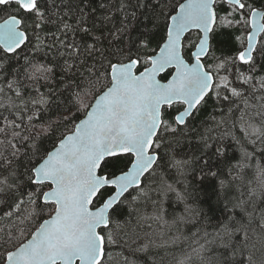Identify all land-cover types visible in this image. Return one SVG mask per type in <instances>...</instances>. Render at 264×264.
<instances>
[{
    "label": "snow or ice",
    "instance_id": "obj_1",
    "mask_svg": "<svg viewBox=\"0 0 264 264\" xmlns=\"http://www.w3.org/2000/svg\"><path fill=\"white\" fill-rule=\"evenodd\" d=\"M217 2L185 0L172 5L176 13L172 15L167 11L168 0H156L165 21L163 43L158 52L150 49L149 38L142 34L139 40H133L126 48H117L109 56H103L99 67L92 65L89 68L91 79L72 84L79 90L73 92L74 99L72 108L67 109L68 115L60 118L67 130L61 133L58 144L35 163L32 156H28L23 172L18 173L14 159H9L4 151H0V161L4 162L0 168L7 172L6 175L0 174V204L12 209L5 215H22L20 224L31 225L37 217L48 213V218L43 219L34 230L18 227L15 233L0 240L2 264H104L108 258V245L116 243L113 236L117 227L113 221L114 214L122 215L126 202L131 204L147 195L142 185L153 174L154 165L158 167V161L162 159L158 150L165 140L164 134H176L178 131L165 119L166 108L175 103L186 107L175 115L174 123L186 125L188 118L194 117L195 112L209 103L213 94L217 99L230 103L239 101L236 107L243 105L239 116L242 131L246 136H254L264 142V104L259 106L260 110L254 116H250L248 97L243 88L233 86L228 75L220 76L222 70L227 72L231 66L235 68L234 80L241 85H249L253 90L264 91V77L260 78L258 87L253 83L257 63L264 62V41L260 42L259 48L256 47L257 36L264 34V11L251 8L247 0H226L239 16L224 21L218 18ZM0 6V11L13 6L0 22V53L5 57L14 54L11 58H16L28 44L33 43L27 34V20L33 18L35 27H40V22L45 20L41 0H0ZM233 23L250 29L247 46L234 56L217 58L218 63L214 67H206L202 58L211 55V42L220 29ZM63 27L72 30L71 25L64 24ZM79 30L85 34L90 31L84 27ZM192 30H198L202 36L194 46L195 51L187 53L192 61L189 62L185 58L183 36ZM35 39L39 41L40 38L37 36ZM96 39L98 43L99 37ZM67 47L72 49L70 54L79 55L81 51L75 44ZM40 48L41 44L36 43L35 50L39 52ZM84 51L92 56L99 49L86 44ZM23 58L24 75L33 83L36 98L28 97L26 100L21 91L23 85L17 79L5 81L4 86H0V108H17L14 115L21 121L17 123L16 119L0 117V136H3L0 147L10 149L13 158L20 152L13 141L30 138L18 131L24 128L23 112L29 110L28 104L47 106L49 103L48 97L35 85L49 82L54 74L51 65L28 56ZM244 66L248 68L247 74L241 70ZM2 67L3 64H0ZM170 69L175 70L174 74ZM61 71L73 72V68L66 65ZM162 73L171 77L167 83L157 78ZM221 89L230 95H222ZM8 92L14 93L24 105L23 109L15 104ZM5 99L7 104L2 102ZM228 112H232L231 106ZM256 116L261 118L259 124L253 123ZM34 119H39L36 112L27 117L29 122ZM69 124L71 128H68ZM31 138L33 141L36 139ZM32 147L35 149L34 143ZM204 149L209 150L200 157L201 171L216 176L213 169L221 163L220 157L225 156L226 151L220 146L212 149L207 139ZM34 155L36 152H33ZM249 156V153H244L245 158ZM183 163L186 162L177 161L176 165L182 166ZM109 167L112 170L104 171ZM256 174L264 186V167L257 165ZM45 188L48 190L44 191ZM167 188L171 189V185ZM178 198L183 199L179 194ZM22 206L30 210L24 214ZM154 219L161 221L163 217L158 215ZM179 222H185V217H178L173 224ZM223 227L230 237L232 230L228 225ZM208 235L205 232L199 238L197 233L185 236L187 250H182L180 257H174L176 264H205L206 245L213 243L207 239ZM179 239L176 237L173 243ZM245 239H248L246 233ZM147 247L144 245L137 251H145ZM232 255H236L235 250ZM248 260L251 261L252 257L249 256ZM125 261L130 264L127 257ZM239 264H244V261H239Z\"/></svg>",
    "mask_w": 264,
    "mask_h": 264
},
{
    "label": "trees",
    "instance_id": "obj_2",
    "mask_svg": "<svg viewBox=\"0 0 264 264\" xmlns=\"http://www.w3.org/2000/svg\"><path fill=\"white\" fill-rule=\"evenodd\" d=\"M182 1L168 0V13L173 14L175 11L172 5H178ZM247 3L251 8H264V0H247ZM12 7L8 6L6 10L0 11V21L7 17ZM41 8L45 20L40 22V27H35L33 18L27 20V34L33 43L28 44L16 58H11L14 54L5 57L0 53V64H3L0 68V86H4L5 81L19 80L26 100L28 97L36 98V93L33 83L24 75L23 57L39 59L51 65L54 72L49 82L35 85L48 97V105L29 103V110L23 112L24 128L18 131L30 138L23 141L17 138L13 141L20 149L18 155L13 158L10 156V149L0 147V151H4L9 159H14L18 173L25 170L28 156H32L35 163L53 149L61 133L67 130L60 118L68 115L67 109L72 108L74 99L73 92L79 90L72 86L73 82L91 79L89 68L92 65L99 67L103 56H109L117 48H126L133 40H139L142 34L149 38L150 49L157 51L165 34L164 17L160 15L161 9L156 0H41ZM216 9L219 20H234L239 16V13L232 11L226 0H218ZM64 24L71 25L72 30L65 29ZM81 27L90 29L89 33L80 31ZM248 31L240 24H226L211 42V55L204 59L206 66L214 67L218 63L217 58L234 56L245 47ZM37 36L39 41L35 39ZM199 36V31L187 34L184 40L186 55L192 51ZM262 41L264 34L260 35L257 48ZM36 43L41 44L39 52L35 50ZM72 44L80 47L79 55L70 54L72 49L67 45ZM86 44L94 45L99 51L89 56L84 51ZM187 57L189 58L188 55ZM66 65H71L73 72H62L61 69ZM241 70L248 73L247 66ZM169 71L172 72V69ZM234 73L235 68L229 66L227 72H220V76L228 75L233 86L243 88L250 106L248 113L254 116L260 110L259 106L264 104V99H261L264 91L241 85L233 79ZM253 75L256 78L253 83L258 87L260 78L264 77V62L257 63ZM168 77L165 73L161 75L163 79ZM5 91L7 92L6 88ZM220 91L222 95H230L223 89ZM7 94L12 96L19 108H24L14 93ZM2 102L8 103L7 99ZM238 103L239 101L230 103L217 99L213 94L209 103L195 112L194 117L188 118L186 125L174 123L175 113L182 106L180 103L166 108L165 119L178 131L176 134H164L165 140L158 150L162 159L158 161V167L154 165L153 174L142 185L147 195L131 204L126 202L122 215L114 214L113 221L117 227L113 236L116 243L108 245V258L104 264H126L125 257L130 264H176L174 257H180L182 250H187L188 241L184 237L197 233L199 238L205 232L209 234L207 239L213 241L206 245L208 251L205 253V264H239L241 260L244 264H264V186L256 174L257 165L264 167V142L254 136L248 137L242 131L239 116L243 105L237 108ZM229 106L232 107L231 113L228 112ZM16 111L15 107L0 108V117L16 119L17 123H21L14 115ZM33 112L39 114V119L29 122L27 117ZM260 120L256 116L253 123L259 124ZM68 128H71L70 124ZM31 137L36 139L33 141ZM205 139L212 149L220 146L226 151V155L220 157L221 163L213 169L216 176H209L201 171L200 157L204 151L209 150L204 149ZM33 143L35 149L32 147ZM33 152L36 155L33 156ZM245 152L250 154L248 158L244 157ZM177 161L186 163L177 166ZM3 163L0 161V165ZM110 170L111 167L104 169ZM0 174L6 175L7 172L0 168ZM167 185H171V189ZM43 190L46 191L47 188ZM178 194L183 199H179ZM22 209L24 214L30 210L25 206ZM11 210L0 204V240L15 233L18 227L34 230L43 219L48 218V213L45 212L31 225H21L22 215H5L6 211ZM158 215L163 220H155L154 217ZM180 216L185 217V222L173 224ZM224 225L232 230L230 237L225 234ZM245 233L248 239H245ZM176 237L180 239L173 243ZM144 245H148L145 251H137ZM233 250L236 251L235 256L232 255ZM249 256L252 257L251 261L248 260Z\"/></svg>",
    "mask_w": 264,
    "mask_h": 264
},
{
    "label": "water",
    "instance_id": "obj_3",
    "mask_svg": "<svg viewBox=\"0 0 264 264\" xmlns=\"http://www.w3.org/2000/svg\"><path fill=\"white\" fill-rule=\"evenodd\" d=\"M183 2H185V0H183L181 3H183ZM215 7H216V6H215ZM255 9H258V10L264 11V8H255ZM177 10H178V8H177ZM216 11H217V9H216ZM175 14H176V13L174 12L172 15H175ZM0 22H2V20H1ZM192 31H198V30H192ZM192 31L186 32V33L184 34V36H183V40H185V37L187 36V34L190 33V32H192ZM249 31H250V29H249ZM249 31H248V32H249ZM199 33H200V32H199ZM247 35H248V34H247ZM201 36H202V33H200L199 38H200ZM259 37H260V35L257 36V43H256V46H257V44H258ZM199 38H198L197 42L195 43V45L199 42ZM162 43H163V42H162ZM162 43H161L160 45H162ZM246 46H247V38H246V45H245V47H246ZM158 51H159V48L157 49L156 52H158ZM192 51H195V47H193ZM153 54H155V53H153ZM205 57H206V56H205ZM205 57L202 58L203 62H204ZM185 58L188 59L189 62H192V61L187 57V55H186ZM204 63H205V62H204ZM205 65H206V64H205ZM206 67H207V66H206ZM174 72H175V70L172 69V73H173V74H174ZM162 74H164V73H162ZM162 74H161V75H162ZM161 75L158 76L157 78L160 79L162 83H167V80L171 78V77L169 76L167 79H163V78H161ZM185 107H186V106L184 105L183 108H181L180 110H178V111L175 113V115H177V114L180 113V112H183V110H184ZM174 117H175V116H174ZM57 144H58V143H57ZM52 150H53V149H51L50 151H52ZM47 190H48V189H47ZM47 190H46V191H47ZM97 206H99V205H97ZM46 219H47V218H46Z\"/></svg>",
    "mask_w": 264,
    "mask_h": 264
},
{
    "label": "flooded vegetation",
    "instance_id": "obj_4",
    "mask_svg": "<svg viewBox=\"0 0 264 264\" xmlns=\"http://www.w3.org/2000/svg\"><path fill=\"white\" fill-rule=\"evenodd\" d=\"M181 105H182L181 108H183L184 105H183V104H181ZM181 108H180V109H181ZM180 109H179V110H180Z\"/></svg>",
    "mask_w": 264,
    "mask_h": 264
}]
</instances>
